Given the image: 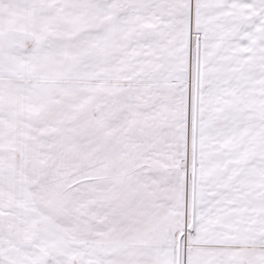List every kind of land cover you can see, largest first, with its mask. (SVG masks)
Returning a JSON list of instances; mask_svg holds the SVG:
<instances>
[{"label":"snow or ice","instance_id":"6c2138e0","mask_svg":"<svg viewBox=\"0 0 264 264\" xmlns=\"http://www.w3.org/2000/svg\"><path fill=\"white\" fill-rule=\"evenodd\" d=\"M0 264H264V0H0Z\"/></svg>","mask_w":264,"mask_h":264}]
</instances>
